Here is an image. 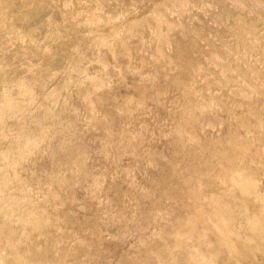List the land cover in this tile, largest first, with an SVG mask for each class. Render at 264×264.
<instances>
[{
	"label": "rangeland",
	"instance_id": "374dc122",
	"mask_svg": "<svg viewBox=\"0 0 264 264\" xmlns=\"http://www.w3.org/2000/svg\"><path fill=\"white\" fill-rule=\"evenodd\" d=\"M0 264H264V0H0Z\"/></svg>",
	"mask_w": 264,
	"mask_h": 264
}]
</instances>
